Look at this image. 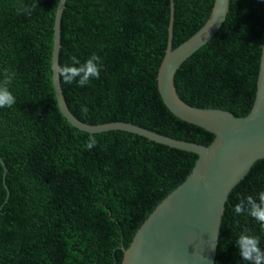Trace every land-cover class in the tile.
Here are the masks:
<instances>
[{
  "label": "trees",
  "instance_id": "trees-1",
  "mask_svg": "<svg viewBox=\"0 0 264 264\" xmlns=\"http://www.w3.org/2000/svg\"><path fill=\"white\" fill-rule=\"evenodd\" d=\"M172 48L195 34L214 0H173ZM59 0H0V80L11 74L10 107L0 109V264H120L136 231L191 172L197 156L135 134H88L60 113L51 82ZM24 9H29L25 14ZM169 0H66L59 69L99 58L86 86L60 87L70 112L97 125L126 122L202 145L214 135L175 117L156 76L167 45ZM264 37V2L230 0L215 36L177 70L179 97L198 108L251 111ZM92 144L89 147V144ZM264 190V159L230 191L214 264H247L241 233L264 249V227L233 206Z\"/></svg>",
  "mask_w": 264,
  "mask_h": 264
},
{
  "label": "water",
  "instance_id": "water-1",
  "mask_svg": "<svg viewBox=\"0 0 264 264\" xmlns=\"http://www.w3.org/2000/svg\"><path fill=\"white\" fill-rule=\"evenodd\" d=\"M65 2L59 0L55 11L50 68L56 103L66 121L77 130L91 135L118 130L197 156L182 184L149 214L128 248H122L120 264H214L227 197L251 166L264 159V37L254 103L248 115L235 117L226 110L190 106L177 94L175 74L194 52L219 31L229 11L230 0H214L203 26L174 49V2L169 0L167 45L156 76L157 90L162 103L175 117L214 135L213 142L206 146L174 139L126 122L90 125L70 112L58 74L60 21ZM0 165L4 171L2 183L7 191L4 179L6 167L1 158Z\"/></svg>",
  "mask_w": 264,
  "mask_h": 264
},
{
  "label": "clouds",
  "instance_id": "clouds-1",
  "mask_svg": "<svg viewBox=\"0 0 264 264\" xmlns=\"http://www.w3.org/2000/svg\"><path fill=\"white\" fill-rule=\"evenodd\" d=\"M264 2V0H262ZM25 14L30 11L24 9ZM99 58L92 54L82 63L74 61L72 65H66L58 69V74L67 83L75 80L80 87L86 86L91 79L99 75ZM12 75L8 74L0 80V109L10 107L14 103V97L9 91V83ZM89 147L92 146L90 143ZM235 214H247L258 224L264 227V190L259 191L255 196H245L233 206ZM238 255L247 264H264V249H261L256 237L241 233L235 242Z\"/></svg>",
  "mask_w": 264,
  "mask_h": 264
}]
</instances>
